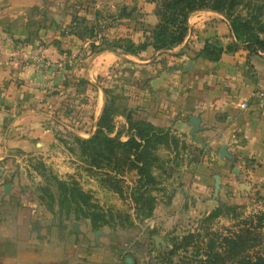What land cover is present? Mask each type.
Wrapping results in <instances>:
<instances>
[{
    "label": "crops",
    "instance_id": "obj_1",
    "mask_svg": "<svg viewBox=\"0 0 264 264\" xmlns=\"http://www.w3.org/2000/svg\"><path fill=\"white\" fill-rule=\"evenodd\" d=\"M77 1L0 0V264H139L147 247L159 250L154 234L170 248V236L191 214L242 204L253 191L264 197V109L251 96L264 90V50L234 46L229 20L198 10L188 17L182 42L169 49L148 47L136 55L111 46L91 54L92 40L82 30L94 24V16H80ZM251 1L264 6V0ZM148 5L143 21L154 25V4ZM251 12L242 9L246 16ZM112 18L105 43L144 40L126 11ZM211 44L220 48L215 58ZM72 53V64L57 69L56 62ZM118 78L132 118L169 131L178 144L162 146L166 154L151 216L133 217L131 227L94 228L91 221L70 219L56 204L48 206L26 184L38 185L37 165L59 159L52 154L61 146L60 133L84 137L95 131L104 88ZM126 113L114 123L122 140L128 137ZM193 117L199 129L191 135ZM223 145L228 157L219 154ZM54 162L62 173V162ZM126 176L132 181L134 172Z\"/></svg>",
    "mask_w": 264,
    "mask_h": 264
},
{
    "label": "trees",
    "instance_id": "obj_2",
    "mask_svg": "<svg viewBox=\"0 0 264 264\" xmlns=\"http://www.w3.org/2000/svg\"><path fill=\"white\" fill-rule=\"evenodd\" d=\"M149 1L154 4L153 15L156 23L150 25L142 20L133 21V26L143 31L144 40L135 42L128 37L123 48L125 52L139 55L148 47L155 51H163L177 45L188 32V17L198 10H212L223 14L229 20L235 38L234 46L242 44L250 52L264 50V38L259 36L260 32H264V20L259 18L264 6H256V11L246 16L242 14L244 0ZM86 27L88 28L84 30L87 31L92 28L91 25ZM103 43L101 40L97 45L91 44L90 53L104 49ZM210 46L215 49L210 53L211 57L215 58L220 48L212 44ZM229 47L231 46L228 45L227 48ZM208 49L209 47H206V51ZM106 110L104 105L96 129L91 135L72 136L80 148L81 155L89 161L91 169H102L109 180L121 181L126 173L134 172L131 181L134 188L130 187L127 194L133 203L136 217H149L155 202L152 191L157 190L160 183L157 171L162 165L161 162L163 163L162 157L158 154L159 147H167L169 143L177 146L178 139L169 131L155 127L149 122L134 121L127 112L125 118L128 137L122 140L120 131H114L115 125L111 118L113 114ZM118 191L123 193L121 188ZM77 194L82 202L75 200L76 210H82V216L88 217L94 228L100 225L99 221L108 223L100 212L93 210L94 205L88 202V195L83 190L77 189ZM81 203L87 207L82 209ZM89 207H92V210L88 209ZM239 207L242 205H226L223 212L234 211ZM220 211L219 207L213 209L204 217L203 222L209 223ZM261 218L256 214L245 216L238 220L235 230L228 229L226 235L207 231L209 228L206 227L207 232L204 236L199 232L173 236L170 238L171 247L167 252L172 254L179 249H186L191 240L201 236L205 238L204 250L202 253L192 255L185 264H264V224H260ZM76 219H79V214H76Z\"/></svg>",
    "mask_w": 264,
    "mask_h": 264
},
{
    "label": "rangeland",
    "instance_id": "obj_3",
    "mask_svg": "<svg viewBox=\"0 0 264 264\" xmlns=\"http://www.w3.org/2000/svg\"><path fill=\"white\" fill-rule=\"evenodd\" d=\"M148 1L149 0H78L77 7L79 8V15H84V17L86 16L87 18L88 15L92 14L95 20L94 24L88 25H91L92 28H90L89 31L82 30V34L90 38L92 44H94L93 40H96L98 36L103 40L105 35L104 30L108 27L110 22L113 21L112 17L116 16L118 19L122 16V11H126L127 15L133 16V18H131L133 21H143V6H145L146 9L149 8ZM251 2V0H244L243 8L247 6L249 9L256 11V5H251ZM84 28L87 27H83V29ZM93 36L95 37L93 38ZM115 41L118 42L113 41L111 44L104 42L103 47L112 46L115 51L125 52L123 48L124 45L127 44V38L119 37L118 39L115 38ZM119 44L121 45L120 47ZM120 80L122 79L118 78L116 85L111 84V88L109 84H106L105 87V101L103 107L105 105L107 109L106 112L110 111L111 114H113L111 118L114 123L119 121V119L115 120L117 114L126 113V111L129 113L133 112L132 109H126L125 107V89L121 86ZM93 102L92 105H94V107L92 108L96 109V100H93ZM133 120L138 121L137 118H133ZM118 130L121 131L120 128H118ZM58 136V141L61 146L59 145V148H55L56 153L52 155L59 158L56 162L58 167L59 163L62 162L64 171L59 173L58 168L55 169L56 167L53 164V159H51L49 163L41 162L40 165H37V172L41 178L36 180L38 185L36 184L37 186L35 187L34 183H28L26 186L33 187V189L37 188L42 194L43 201L48 206L56 204L70 219L76 218V214H79V219L82 222L86 220L90 222L88 217L82 216V210H76L77 202H75V200L80 201L77 189H81L88 195V202L94 205L93 210L100 212L104 220H108V223L99 221V226L106 229L119 228L121 225L124 227H131L134 223L133 217L134 219L136 218L135 211H131L129 209V203H127V200H130L127 193L130 187L134 188V185L130 182L131 179L126 176L124 179H120L121 181L117 179H115V181L109 180L102 169H91L89 161L86 157L81 155L80 148L72 135L60 133ZM158 154L162 157V161H164L166 152L163 150L162 146L159 147ZM49 157L51 158V155H49ZM161 164L163 163L161 162ZM66 168L70 169V173L66 172ZM166 170H169V168L167 167ZM24 177L34 181L28 174ZM117 188H121L123 193L117 192ZM244 197V203L233 204V206L242 205V207L236 208L234 211L223 212L226 205L220 206L219 208L222 212L220 211L219 214L212 217L209 223L203 222L207 214H191L184 219V224L172 234V237L185 235L189 232H199L204 236L207 231H215L221 235H226L228 234V229L235 230L234 228L238 220L251 214L261 216L262 218L259 220L260 224H264V197L256 191H253L252 194H246ZM81 207L85 209L87 206L81 203ZM88 209L92 210V207ZM138 219H136V221H138ZM206 227L209 228L207 231L205 230ZM201 238V236H197L196 239L190 241V245L186 249H179L172 254L167 252L169 250L167 244L165 248L160 246L158 251L153 250L152 246L147 247L143 252L146 253L143 254L142 258L144 259H142L139 264H185L192 255L202 253L204 250L205 238Z\"/></svg>",
    "mask_w": 264,
    "mask_h": 264
},
{
    "label": "water",
    "instance_id": "obj_4",
    "mask_svg": "<svg viewBox=\"0 0 264 264\" xmlns=\"http://www.w3.org/2000/svg\"><path fill=\"white\" fill-rule=\"evenodd\" d=\"M190 123L193 125V128L190 131V134L191 135H194V132H196L199 129V120H198V118L193 117V118H191ZM219 154H220V156H227L228 157V154L226 153V146L225 145H223V146H221L219 148ZM214 180H215V189L217 190L219 188V184H220V180H219L218 174H215L214 175ZM9 187H10L9 184H6L5 185V188L6 189H8ZM74 226L77 227L78 226V223L75 222ZM152 238H153L154 243H155V245L157 247H160V246L162 248H165L166 247V240L164 239V237H161L159 235L154 234L152 236Z\"/></svg>",
    "mask_w": 264,
    "mask_h": 264
},
{
    "label": "built area",
    "instance_id": "obj_5",
    "mask_svg": "<svg viewBox=\"0 0 264 264\" xmlns=\"http://www.w3.org/2000/svg\"><path fill=\"white\" fill-rule=\"evenodd\" d=\"M76 58V54L72 53L67 59L59 60L56 62V68L60 69L66 64H72L73 60ZM252 98H254L257 102V105L264 109V90L257 89L251 93ZM242 108L247 107V103L243 102L241 104ZM5 169V164L0 161V172H3Z\"/></svg>",
    "mask_w": 264,
    "mask_h": 264
}]
</instances>
